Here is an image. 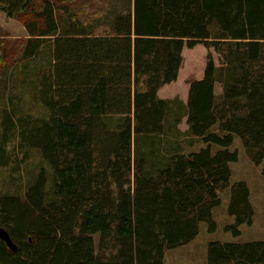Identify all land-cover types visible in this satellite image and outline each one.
<instances>
[{
    "label": "trees",
    "instance_id": "obj_1",
    "mask_svg": "<svg viewBox=\"0 0 264 264\" xmlns=\"http://www.w3.org/2000/svg\"><path fill=\"white\" fill-rule=\"evenodd\" d=\"M60 7L0 0L28 33L22 59L49 44L38 92L48 117L6 111L2 123L52 171L39 169L23 196H0V228L16 245L0 239V264H164L165 251L191 242L201 222L216 230L218 190L238 160L234 137L253 164L264 159V0H126L108 33L98 21L64 20ZM198 43L220 65L208 54L182 109H171L157 92L177 79L183 48ZM181 116L203 147L166 154L158 141ZM4 155L0 145V165ZM249 194L245 181L229 186L234 220L223 229L234 237L253 223ZM206 264H264V240L208 241Z\"/></svg>",
    "mask_w": 264,
    "mask_h": 264
},
{
    "label": "rangeland",
    "instance_id": "obj_2",
    "mask_svg": "<svg viewBox=\"0 0 264 264\" xmlns=\"http://www.w3.org/2000/svg\"><path fill=\"white\" fill-rule=\"evenodd\" d=\"M39 1L35 0L37 6ZM53 1L59 7L62 5L67 6L66 8L60 7V9H57V16L65 17L64 20L79 18L87 24H95L98 21L100 27L98 32L100 33L109 32L111 18L123 9V4L126 2V0ZM27 37L28 33L22 22L15 17H8L5 12L0 10V41L2 45V60L0 62V145H3L4 156L8 158L6 165H0V196L6 194L23 196L25 189L34 181L41 168L45 169L49 178L52 175L50 166L41 158L39 151L35 148L31 149L20 140L17 133L18 129L16 128L13 133H6V128L2 123L6 111L13 113V118L21 120L26 117L34 120L48 117L49 111L42 104L38 92L40 90L39 77L41 70L44 67H49V44L43 45L36 56L22 59L21 50ZM208 54L213 58L216 65H220V54L212 46L208 47L198 43L193 48H183L177 80L169 87H165L160 93L163 99L170 102L169 107L171 109H180L179 104L184 105L189 82L196 79L204 70ZM217 88L216 92L220 93L219 83H217ZM173 120L174 117L170 115L168 118L169 124ZM115 121V118L111 119L110 125L113 126ZM172 128L173 130H170L167 135H163L162 139L158 141L166 154H171L174 151L187 154L203 147L198 139L191 137L186 131L188 126L185 117L181 116L180 121ZM167 129H170V126ZM216 149L217 147L213 146V151ZM230 149L238 151V160L229 164L231 170L229 186L240 180L245 181L247 184L250 193L249 200L254 210L252 225L242 224L240 235L236 237L224 231V226L232 223L234 217L228 215L226 211L229 200V186L220 189L218 195L221 198V203L212 213L216 222V230L209 233L207 224L201 222L198 235L191 242L165 251L164 264H206V245L208 241L247 242L264 240V159L258 165L253 164L237 136L234 137ZM49 178L46 185L47 196L51 195L49 193L51 179ZM130 185H132L131 182Z\"/></svg>",
    "mask_w": 264,
    "mask_h": 264
},
{
    "label": "water",
    "instance_id": "obj_3",
    "mask_svg": "<svg viewBox=\"0 0 264 264\" xmlns=\"http://www.w3.org/2000/svg\"><path fill=\"white\" fill-rule=\"evenodd\" d=\"M0 239L4 241V243L10 250L14 251L16 249V245L14 244L10 235L4 228H0Z\"/></svg>",
    "mask_w": 264,
    "mask_h": 264
},
{
    "label": "crops",
    "instance_id": "obj_4",
    "mask_svg": "<svg viewBox=\"0 0 264 264\" xmlns=\"http://www.w3.org/2000/svg\"><path fill=\"white\" fill-rule=\"evenodd\" d=\"M202 75H203V71L201 72V74H200L198 77H196V79H201V78H202ZM177 77H178V76H177ZM176 80H177V79H176ZM174 82H175V81L163 85V86L158 90V92H157L158 97L163 99V96H161V94H160L161 91H162L163 89H165V87H169V86H170L172 83H174ZM216 89H218V88H217V84H215L214 92H215V94H218L219 92H216ZM187 92H188V91H187ZM186 99H187V93H186L185 100H184L185 102H186ZM215 209H216V207L212 210V213L215 211Z\"/></svg>",
    "mask_w": 264,
    "mask_h": 264
}]
</instances>
